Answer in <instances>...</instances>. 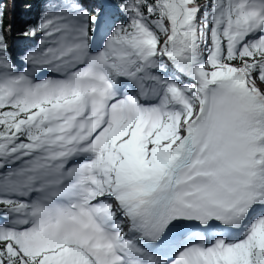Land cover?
<instances>
[{
    "label": "snow or ice",
    "instance_id": "1",
    "mask_svg": "<svg viewBox=\"0 0 264 264\" xmlns=\"http://www.w3.org/2000/svg\"><path fill=\"white\" fill-rule=\"evenodd\" d=\"M4 3L0 264H264V0Z\"/></svg>",
    "mask_w": 264,
    "mask_h": 264
},
{
    "label": "rangeland",
    "instance_id": "2",
    "mask_svg": "<svg viewBox=\"0 0 264 264\" xmlns=\"http://www.w3.org/2000/svg\"><path fill=\"white\" fill-rule=\"evenodd\" d=\"M23 2L24 0H16V9L14 13L11 3H6V5H4L5 15L7 16L9 22L13 24V27L14 24L21 19H26L29 21L31 18L37 17L39 11V0H36V4L30 12H25L22 10Z\"/></svg>",
    "mask_w": 264,
    "mask_h": 264
},
{
    "label": "trees",
    "instance_id": "3",
    "mask_svg": "<svg viewBox=\"0 0 264 264\" xmlns=\"http://www.w3.org/2000/svg\"><path fill=\"white\" fill-rule=\"evenodd\" d=\"M31 2L34 3V5L36 4V0H31ZM6 3H11V5H12V0H5L4 5H6ZM7 5H8V4H7ZM4 12H5V10H4ZM36 18H37V17H33V18H31V19L29 20V22H31V21H35ZM4 20H5V26H7L10 22H9V20L7 19V16H6V15L4 16ZM26 21H27L26 19H21V20L17 21V22L14 24V31H15V30H18L19 28H21L22 25H23Z\"/></svg>",
    "mask_w": 264,
    "mask_h": 264
}]
</instances>
